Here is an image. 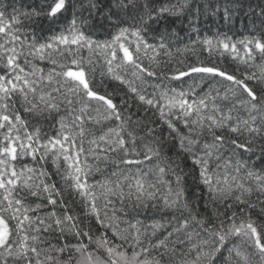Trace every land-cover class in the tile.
<instances>
[{
  "label": "trees",
  "instance_id": "trees-1",
  "mask_svg": "<svg viewBox=\"0 0 264 264\" xmlns=\"http://www.w3.org/2000/svg\"><path fill=\"white\" fill-rule=\"evenodd\" d=\"M0 0V264H264V0Z\"/></svg>",
  "mask_w": 264,
  "mask_h": 264
},
{
  "label": "rangeland",
  "instance_id": "rangeland-1",
  "mask_svg": "<svg viewBox=\"0 0 264 264\" xmlns=\"http://www.w3.org/2000/svg\"><path fill=\"white\" fill-rule=\"evenodd\" d=\"M63 1L60 0L55 7L52 9V13H55L58 9L62 7ZM6 236V229H5V224L2 220H0V243L4 240Z\"/></svg>",
  "mask_w": 264,
  "mask_h": 264
}]
</instances>
